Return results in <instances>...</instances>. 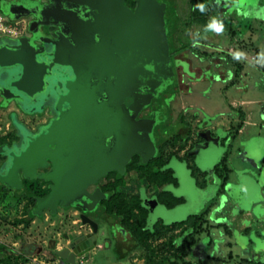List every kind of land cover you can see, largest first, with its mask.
Listing matches in <instances>:
<instances>
[{"label":"water","instance_id":"obj_1","mask_svg":"<svg viewBox=\"0 0 264 264\" xmlns=\"http://www.w3.org/2000/svg\"><path fill=\"white\" fill-rule=\"evenodd\" d=\"M55 2V7L45 11L43 17L56 20L66 28L67 35L59 36L53 45L48 43V58L32 55L23 38L0 40V107L25 102V112H40V100L52 94L54 117L30 134L12 115V124L22 139L21 147L15 151V145H11L7 152L6 146H0V155L7 156L0 183L18 189V171L28 179L37 177L51 183L48 194L36 200L31 211L34 216L44 209L54 214L57 204L84 211L86 201L92 203V196L100 197L86 193L89 185L110 171L121 174L133 153L145 161L153 150L148 139L150 128L145 123H135L133 118L173 79L167 41L174 25L165 22L163 4L134 0L133 9H129L124 0ZM207 2L214 19L231 22L233 32L239 22L264 9V0ZM3 4L0 2V14L9 21L16 20L17 16L9 15ZM196 49L192 53L193 65L199 71L196 82L202 99H207L215 85L225 90L232 83L235 67L226 58L211 55L213 52H207L200 43ZM206 54L211 55L209 65ZM61 68L68 75H61ZM193 94L189 92L183 98ZM243 146L246 152H256L254 142ZM45 159L51 162L50 170L35 175V167L45 166ZM221 207L217 202L214 208ZM85 220L83 217L82 222ZM208 222L212 225L219 221ZM246 243L251 249H264V235ZM215 247L211 237L202 238L190 256L203 260L205 255H213ZM56 255L66 259L65 251ZM65 263L74 264L71 255Z\"/></svg>","mask_w":264,"mask_h":264},{"label":"rangeland","instance_id":"obj_2","mask_svg":"<svg viewBox=\"0 0 264 264\" xmlns=\"http://www.w3.org/2000/svg\"><path fill=\"white\" fill-rule=\"evenodd\" d=\"M154 1L164 5L165 22L167 24L173 23L174 29L176 25V34L179 35L178 31L180 29L185 31V26L189 25L191 0ZM206 3L207 6L210 5L209 2ZM252 17H259L258 22L261 19L263 24L264 9L254 11L251 17L244 19L243 24L246 26L255 24ZM261 26L257 27L258 30L255 31V34L264 35ZM259 58L256 63H260ZM244 68L246 74L243 78H240L242 82L237 87H235L236 85L233 87L227 86L225 90H220L219 85H215L207 99H202L203 97L199 92L190 95L182 101L185 110H196L204 118V114L206 116L207 114L215 115L217 109L226 108L230 102L239 103V101L252 100L254 101L252 104H244L242 109L250 110L253 113V121L260 122L258 112L264 105L261 102L264 96L262 83L264 74L256 70L247 61L244 62ZM168 93L169 90L165 92V94ZM10 108L11 106L6 110H0V144L5 141L10 142L12 138L13 133L7 117ZM183 115L190 127L193 128L197 116L192 117L190 112L186 111L183 112ZM164 119L166 123L168 118ZM212 133L211 138L205 133L202 134L203 142L192 145V149L185 151L183 154L178 153L179 150L168 152L174 155L178 153L179 157H169L164 166V168L171 171L174 185H166L161 189L166 193L162 195L161 200L181 199L178 205L166 209L158 204L156 199L150 195L151 192L157 190H154L155 187L153 186H148L138 174L127 176L124 184H120L116 188L122 196L133 197L138 190L143 191L139 198L141 208L147 213L145 220V228L147 229L156 221L168 225L196 215L211 203V199H213L214 206L217 205V202L222 204L219 210L214 208L211 211L208 219L212 223L219 221L213 224L223 223L230 228V238L222 236L221 232L216 229L212 231L211 238L215 246L217 245L223 253V256L228 252L232 254L231 261L224 260L221 263L220 259L223 256H219L218 261L203 259L197 264H233L238 259L249 257L244 247L247 240L256 239L264 231V163L263 168L256 176L257 173L254 171H247L248 168L250 170L252 165L243 162L241 158L242 152H245L248 157L253 158L256 166L259 165L261 158L264 159V127L246 126L244 131L240 135L237 134L235 138H230L221 132V129L217 128ZM224 137L226 139H223ZM220 139H223L221 146L219 145ZM247 142H254L257 145L254 154L244 151L243 145ZM225 153L226 155H224ZM220 161L225 162L224 165L231 170V173L227 184L223 187V192L221 195L216 196L219 180L214 174L213 167ZM36 184H38L36 187L24 185L23 190L17 196L12 195L4 187L0 189V264H67L55 254L56 250L66 244L62 235L70 232L74 233L81 229V232H84V227H78L80 222L72 210L63 212L59 210L50 216L44 213L38 218L33 216L31 209L34 204L31 197L44 194V189L40 187L42 184L40 182ZM106 184L107 180L103 182L105 187ZM86 205L89 207L87 209L91 210L95 205V201ZM244 228H247L245 233L242 232ZM174 234L168 232L156 239H151L148 242V250L152 251L149 257L140 250H134L124 260L110 264H159L169 254L167 244L172 240ZM227 241L230 242L229 247L224 244ZM32 247L35 249L40 247L41 250H31ZM261 250L264 249L250 248L251 254L258 253ZM106 254L107 252H105V257H107ZM90 258L91 254L85 259L78 258L74 264H90ZM189 260L194 261L193 258ZM100 261L102 263L103 258Z\"/></svg>","mask_w":264,"mask_h":264},{"label":"flooded vegetation","instance_id":"obj_3","mask_svg":"<svg viewBox=\"0 0 264 264\" xmlns=\"http://www.w3.org/2000/svg\"><path fill=\"white\" fill-rule=\"evenodd\" d=\"M0 2L4 3V9L9 15L17 16V19L14 20V22H19L20 29L19 35L16 38L9 39L0 37V40H15L23 38L27 42L32 55L37 58L45 59L48 58L51 53V47L49 44L53 45V43L59 40V36L67 35L66 28L60 26L56 20L50 17H43L45 11L55 7V0H0ZM126 6L129 9H133L134 7H130L129 5ZM62 7L66 8V5L63 4ZM76 11L80 13L78 9H76ZM193 22L192 16H190L188 20L189 25L185 26V31L182 29L179 30L178 28L179 35L176 34L175 25L172 36L167 41L170 68L173 73L171 84L166 86V88L156 96L152 97L133 118L135 123L142 122L150 128L148 139H150L149 142H151L153 146L151 154L145 158V161H142L140 155L133 153L124 164L121 174L110 171L99 177L94 184L89 185L85 190L86 193L91 196L93 193H96L100 196L98 199L96 196H92L91 199L95 200V205L91 210L85 209L83 211L80 207L61 208L58 204L56 205L55 213L59 210L61 212L72 210L80 222L78 227H84V232L82 233L81 229L74 233L70 232L69 234L62 235L66 244L59 250H56L55 254L56 252L65 251V258L67 259L71 255L73 263L76 259H85L91 254L90 264H110L124 260L135 250L134 243L136 241V236L133 235L132 229L121 220V217L112 216L113 213L109 214V212H107L108 210L105 207V201L108 199V195H110L108 191L121 195V192L117 190L116 186L124 184V180L127 176L136 175L137 170H148L149 166L156 168L159 163L167 162L169 158L167 157L169 155L168 152L178 151L185 135L191 132L192 128L184 118V111L182 110L181 105L185 94H189V92L198 93L200 91L196 82L199 77V71L195 69V64L193 65L192 62V53L197 51L196 47L197 43H199L197 42L198 36L193 34L191 30ZM201 45H204L205 49H207L206 51L210 52V48L207 44ZM223 55L225 56V54ZM205 61L207 65L211 63L210 54L205 55ZM54 71L57 70L54 69ZM187 71L191 76L188 75ZM61 75H68V72L61 68ZM243 77L244 76L241 73L234 83L236 85H234L235 87L241 84L242 80H240V78ZM167 90H169V93L165 94ZM51 95L52 94L48 93L46 98L40 100L42 103L40 112H25L24 109L27 106L25 102H11L4 108L0 107V110H6L11 106L10 110L7 112V117L11 132L13 133L11 141L2 142L0 146H6L7 152L10 150L11 145H15V151H18L21 147L22 139L12 124V115L15 117L16 121L23 126V129L30 134L35 133L38 127L46 125L55 115L52 109ZM175 111L176 113L174 114ZM164 118H168L166 123ZM195 126L196 124L192 127L194 128ZM49 148L52 149L53 146H49ZM242 153L245 154V152ZM6 164L7 156L0 155V171L4 170ZM50 168V160L45 159V166L35 167L34 174H46ZM18 177V189H10L2 183H0V189L4 187L10 191L12 195L15 194L17 196L18 193L23 190L24 185L28 187H36L38 185L36 183L40 182L42 184L40 187L44 189V194L31 197L34 204L31 209L32 211L35 207L36 200L43 198L48 194L51 183L37 177L28 179L24 177L20 171H18ZM110 177L111 179H109ZM106 180L107 184L105 187L103 182ZM27 192H25V194H27ZM140 194H143L142 190H138L134 197H140ZM85 204H88V201H86ZM85 204L84 206H86ZM213 209L214 208L212 207L211 211ZM44 213L50 216L49 210L44 209L40 212L39 216L35 217L38 218ZM83 217L86 218L84 222H82ZM129 222H131V220H129ZM31 250L40 251L41 248L37 247L35 249L32 247ZM214 250V256H223V253L218 249L217 245ZM105 252H107V257L104 256ZM227 254L223 257H226ZM101 258H103L102 263L100 261ZM66 259L61 260L65 263Z\"/></svg>","mask_w":264,"mask_h":264},{"label":"crops","instance_id":"obj_4","mask_svg":"<svg viewBox=\"0 0 264 264\" xmlns=\"http://www.w3.org/2000/svg\"><path fill=\"white\" fill-rule=\"evenodd\" d=\"M192 1L194 7H197V9L200 10L202 9L203 12V23L201 24L199 22H196L195 19L191 26L193 34H196V36H198L197 42H199L200 44H207V46H209L210 48V52H213L211 53V55L213 56H222L225 57L228 61L229 59H234L236 63L241 67L239 75H241L242 73V75L245 76L246 74L244 68L245 61L252 64L256 70L264 74V35H257V33L255 34V31L258 30L257 27H260L261 25L264 31V22L262 24L261 19L260 22H258L259 17H256V20H253V23L255 24L246 26L245 24H243V21L245 20H242L241 24L238 23V25H236L235 32H233L231 29V26L233 24L231 22L227 20L226 22L216 20L211 15V13H209L206 3L207 0H197L199 2H197L196 0ZM192 8L193 6L191 5L190 16L193 10ZM223 27H226L227 30H223ZM237 35L238 38L236 37ZM223 54H225V56ZM258 57H260L259 60L261 64L256 63ZM229 62L231 63V61ZM262 81L264 86V79ZM234 85L235 84L231 83L229 86L233 87ZM253 102L254 101L252 100L239 101V103L230 102V104L226 108L220 110L217 109L215 115L207 114L206 116L204 114V118H202L200 113L196 110H185L182 103V110L184 112H190L192 117L197 116V120H195L193 123V125L196 124V126L191 129V132H189V137L187 139L186 145L178 153L181 152L183 154L185 151L191 150L192 145L201 144L203 142V139L201 137L204 133L211 138L213 136L212 131L216 128L221 129V132H223L230 138H235L237 134L240 135L244 131V128L246 126H259V128L264 127V105L259 109L260 112H258L260 122L253 121V113L250 110L242 109V106H244V104H252ZM261 102H263L264 104V96ZM225 137L223 139H226ZM223 139H220V146ZM177 154H175L176 158L179 157ZM224 155H226V153ZM241 158L243 162H247L248 164L252 165L250 166V170L248 168L247 171H254L255 173H257L256 176H258V173L263 168L264 159L261 158L259 165L256 166L253 163V158H249L244 153H242ZM227 171L229 179L231 170L227 169ZM212 201L213 199H211V203ZM156 202L158 203L157 200ZM246 231L247 228H244L242 232L245 233ZM263 235L264 231L261 232V236ZM244 247L246 249L245 252H248L249 257L247 259H238L237 262H234L233 264H264V250H261L258 253L251 254L249 245L247 244Z\"/></svg>","mask_w":264,"mask_h":264},{"label":"trees","instance_id":"obj_5","mask_svg":"<svg viewBox=\"0 0 264 264\" xmlns=\"http://www.w3.org/2000/svg\"><path fill=\"white\" fill-rule=\"evenodd\" d=\"M126 5L130 7L134 6V0H124ZM202 1V0H201ZM193 6V10L191 12L192 20L196 19V22L203 23V12L197 7H194L193 1L191 0L190 6ZM231 63L235 66V78L232 81V84L235 83L236 78L239 76V72L241 67L236 63L234 59H229ZM240 127V126H239ZM189 137V133L185 135L184 139L181 142L180 150L186 145L187 139ZM174 154H169L167 157H175ZM225 160V158H224ZM223 160V161H224ZM165 162L159 163L156 168H152L149 166L148 170L140 169L137 170V174L141 176V179L148 184V186L155 187L151 192V196H153L158 203L162 204L166 209H170L180 203L181 199H171L163 201L161 200L162 195L166 194L161 191V189L166 185H174V179L172 178L171 171L164 168ZM225 162H218L213 167L214 174L216 178L219 180L218 189L216 192V196L221 195L223 192V187L228 181V171ZM108 191V190H107ZM106 191V192H107ZM110 195H108V199L105 201V207L107 208V212L112 214V216L121 217V220L132 229L133 235L136 236V241L134 245L135 250H140L142 253L147 254L149 257L152 254L151 250H148V242L151 239H156L162 234H166L168 232L175 233L172 237V240L168 242L169 254H167L159 264H197L200 260L194 259L191 262L192 257L190 256V251L197 244V242L202 238H210L212 235V231L214 229L221 232L222 236L226 238H230V228L225 224H209L208 215L211 213V208L215 207L213 203L206 206L199 214L189 216L181 222L171 223L168 225H163L162 223L156 221L149 229L145 228V220H146V212L140 206L139 197H131V196H122V194H116L112 191H108ZM127 197V198H126ZM131 220V222H129ZM220 234V235H221ZM227 247L230 246V242L224 243ZM223 244V245H224ZM210 245V242H209ZM189 258V259H188ZM232 258L230 252L227 254L225 258H221L219 256L212 255L208 257L205 255L204 259H214L222 262L230 261ZM250 264H258V263H250Z\"/></svg>","mask_w":264,"mask_h":264},{"label":"built area","instance_id":"obj_6","mask_svg":"<svg viewBox=\"0 0 264 264\" xmlns=\"http://www.w3.org/2000/svg\"><path fill=\"white\" fill-rule=\"evenodd\" d=\"M19 31V22L9 21L0 14V37L14 39Z\"/></svg>","mask_w":264,"mask_h":264}]
</instances>
